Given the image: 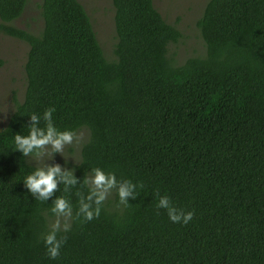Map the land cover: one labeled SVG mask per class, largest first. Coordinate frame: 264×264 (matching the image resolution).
<instances>
[{"label":"trees","instance_id":"obj_1","mask_svg":"<svg viewBox=\"0 0 264 264\" xmlns=\"http://www.w3.org/2000/svg\"><path fill=\"white\" fill-rule=\"evenodd\" d=\"M28 2L0 0V33L29 45L25 98L0 130V264H264V0H208L197 22L205 55L180 65L169 46L183 35L154 0H112L113 61L79 0H42L39 34L14 25ZM47 108L57 129L89 138L77 184L41 201L23 179L42 166L13 136ZM93 168L137 185L135 199L122 204L112 189L98 215H77ZM162 195L192 219L170 221ZM58 196L72 215L50 258Z\"/></svg>","mask_w":264,"mask_h":264},{"label":"rangeland","instance_id":"obj_2","mask_svg":"<svg viewBox=\"0 0 264 264\" xmlns=\"http://www.w3.org/2000/svg\"><path fill=\"white\" fill-rule=\"evenodd\" d=\"M87 10L109 61L115 60L117 35L115 29V8L112 0H79ZM208 0H154L156 9L171 25L176 26L183 37L177 44L169 46V55L175 64H183L187 58L205 55V45L197 28ZM42 0H29L28 6L14 25L17 28L39 34L43 30V18L40 4ZM1 22V21H0ZM29 51L27 42L0 33V130L8 123L17 103L24 100L27 88L25 64ZM88 130H80L74 134L72 143L65 144L61 153L50 150L42 156L28 155V160L45 167L47 164H60L63 168L73 171L81 161L83 144L88 140ZM48 147V146H46ZM88 176H91L89 174ZM113 192L106 197L107 202L113 201ZM49 217V216H48ZM61 227L69 224V217H60ZM54 223V221H53ZM51 224H49V227Z\"/></svg>","mask_w":264,"mask_h":264},{"label":"clouds","instance_id":"obj_3","mask_svg":"<svg viewBox=\"0 0 264 264\" xmlns=\"http://www.w3.org/2000/svg\"><path fill=\"white\" fill-rule=\"evenodd\" d=\"M54 108H47L40 115L33 113L28 116L30 123L27 125L29 131L27 135L19 132L13 136V144L15 150L21 155L42 156L50 150L53 153H61L65 144L72 143L74 133L71 130H59L52 122V113ZM43 120L44 127H40L39 123ZM48 146V147H46ZM91 176L83 178L85 185H90L87 195H81L77 215H83L85 219H91L94 215H98L101 203L106 199L112 189H115L119 201L127 205L128 198L135 199V189L137 185L127 180H117L114 173L105 172L101 168H93ZM77 178L69 169L63 168L60 164H47L45 167H38L31 173L27 174L23 179V185L27 191L36 199L45 201L53 196L58 184L65 186V191L69 186L77 184ZM51 212L57 217L49 231L44 236V243L47 246V254L50 258L59 255V250L63 241L57 238V232L61 228L60 217H69L72 215V205L64 196H58L52 201ZM158 208L165 209L168 218L173 223L187 224L193 216L192 211H184L178 209L170 203L167 195H162L158 199ZM67 229V224L63 225Z\"/></svg>","mask_w":264,"mask_h":264}]
</instances>
